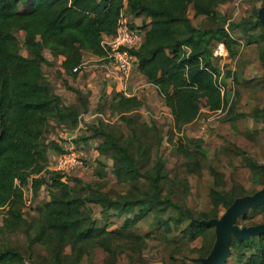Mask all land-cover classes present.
Returning a JSON list of instances; mask_svg holds the SVG:
<instances>
[{"label":"trees","instance_id":"16d2710c","mask_svg":"<svg viewBox=\"0 0 264 264\" xmlns=\"http://www.w3.org/2000/svg\"><path fill=\"white\" fill-rule=\"evenodd\" d=\"M227 1L0 0V231L23 230L31 252L0 246V264H151L141 257L150 237L158 241L162 264H203L218 241V226L211 221L221 219L238 198L264 188V4L254 14L227 18L218 9ZM191 8L201 18L199 26ZM123 11L142 20L139 26L131 22L144 30L131 52L179 129L196 119L203 102L211 110L230 102L229 114L207 141L179 137L168 159L161 141H144L149 128L140 97L116 92L110 108L126 138L103 121L80 137L100 139V162L112 160L115 180L98 171L94 181L84 183L51 167L50 148L58 154L65 149L46 141L48 127L52 122L77 127L82 109L66 104L48 80L45 50L64 57L57 72L67 83L64 75L77 76L80 71L73 69L84 63L85 53L105 55L103 38L116 34ZM20 30L29 55L20 51ZM221 40L230 58L239 55L240 66L257 68L250 80L234 73L236 100L230 92L222 94L214 76L220 69L212 46ZM74 91L86 110L83 92ZM245 117L257 120L253 129L244 126ZM189 152L199 158L200 173L189 167ZM44 187L49 199L43 213L30 219L24 190ZM241 215L248 220L242 226ZM239 216V228L263 225L264 203ZM114 217L118 227L112 228ZM229 250L220 264H264V230L232 235Z\"/></svg>","mask_w":264,"mask_h":264},{"label":"rangeland","instance_id":"374dc122","mask_svg":"<svg viewBox=\"0 0 264 264\" xmlns=\"http://www.w3.org/2000/svg\"><path fill=\"white\" fill-rule=\"evenodd\" d=\"M263 4L264 0H229L221 4L218 9L225 17L233 18L245 15L246 13L254 14ZM189 15L193 23L199 26L201 18L194 16L192 8L189 11ZM130 19L135 26H139L142 23L141 19L135 20L132 17ZM24 33L23 30L18 31L20 51L25 55H29V50L23 43ZM234 36L239 37L241 42H244V39H246L238 31L234 33ZM45 54L48 57V61L44 64V69L48 80L56 92L62 96L66 104L75 105L82 109L79 124L75 128H69L65 125L52 122L48 127L49 131L46 134V141L49 143L53 141L57 142L62 149H65L72 141L76 148L85 152V165L76 172L71 173L74 177L80 178L84 183L94 181L97 178L98 171L103 172L108 178L115 180L112 172V160L105 159L101 163V156L98 154L96 144L91 139L84 140L80 137H86L92 133L90 125L103 121L105 124L112 125L115 131L118 134L120 133V136L126 138L127 135L121 130L122 121L116 113L111 112L110 108L111 99L116 92L123 91V86L128 93L138 95L143 102L140 111L144 114L149 128L147 129L144 141H147L150 145L157 144V142L161 141L160 147L168 159H172V148L179 137H198L207 141L210 133L218 129L222 123L221 121L229 114L230 102L220 110H211L203 102L196 119L184 124L179 129L175 125L171 110L165 104L158 87L148 82L146 77L138 69L122 85L114 64L102 59L101 56L87 52L84 55V66L82 70L77 76L66 75L67 83H64L63 77L57 72V66L60 65L58 61L59 57L53 55L48 50L45 51ZM238 61L239 55L233 59H215V63L223 74L222 82L225 85V91L230 92L232 100H236L234 95V73L239 72V75L244 80H250L257 74L255 65L240 66ZM74 89H80L83 92L82 97L87 100L86 110H84V106L81 104ZM239 106V104H236L235 108L238 109ZM242 122L247 129H253L257 124V120L254 117H245ZM58 152L54 147L50 148L49 158L51 166ZM148 155H150V150L147 152ZM210 155H213V151L210 152ZM187 156L189 159V167L196 173H200V160L197 155L194 152H189ZM47 199H49V195L45 187L37 193L32 188H25L24 211L27 217L31 219L40 216L43 213L41 208L42 204ZM94 212L100 216L101 207L95 205ZM110 213L114 214L115 212L111 210ZM2 217L3 215L0 213V226L3 223ZM238 220V224L240 225L248 223V220L243 219L242 215L238 217L237 222ZM117 221L118 218L114 217L113 224H111L112 228L118 227ZM27 242L23 230L14 232L8 230L0 231V246L18 247L26 256L31 255V252L27 250ZM157 244L158 241L150 237L146 245L147 247L143 249L144 253L141 255L144 260H147L151 264H162L157 251ZM124 259L125 254L120 255L118 258L120 263H123ZM187 264L192 263L189 261Z\"/></svg>","mask_w":264,"mask_h":264},{"label":"built area","instance_id":"2783aa9c","mask_svg":"<svg viewBox=\"0 0 264 264\" xmlns=\"http://www.w3.org/2000/svg\"><path fill=\"white\" fill-rule=\"evenodd\" d=\"M144 30L131 26V19L125 11L122 12L121 18L118 23L117 32L115 35H105L102 44L105 48V55L101 56L102 59H109L110 63L114 64L117 70L118 78L121 84L126 83L130 75L138 69V57L131 52L132 48L138 47L143 40ZM187 50L188 47L185 46ZM213 58L217 60L229 59V49L224 41H217L212 46ZM84 63L74 67L73 71H81ZM223 74L219 72L214 76L217 80L222 94L226 93L225 85L222 82ZM123 92L128 93L123 86ZM220 110V109H219ZM85 152L76 148L71 143L65 148L64 152L56 154L52 168L59 170L63 173H74L79 168L85 165Z\"/></svg>","mask_w":264,"mask_h":264},{"label":"water","instance_id":"95a60500","mask_svg":"<svg viewBox=\"0 0 264 264\" xmlns=\"http://www.w3.org/2000/svg\"><path fill=\"white\" fill-rule=\"evenodd\" d=\"M263 11L264 8L261 10L260 15L264 22ZM263 203L264 188L253 195H246L238 198L221 219L211 221L218 226V241L212 253L204 259L203 264H220L223 262L229 254V242L232 235L245 236L264 230V224L247 228H239L236 225L237 217L243 213L248 206Z\"/></svg>","mask_w":264,"mask_h":264},{"label":"crops","instance_id":"0c3cea01","mask_svg":"<svg viewBox=\"0 0 264 264\" xmlns=\"http://www.w3.org/2000/svg\"><path fill=\"white\" fill-rule=\"evenodd\" d=\"M126 14L128 15L129 18H131V17H130L131 15H129L127 12H126ZM135 20H138V18H135ZM45 51H46V50H45ZM48 51H49V50H48ZM49 52H50V51H49ZM50 53H51V52H50ZM45 55H46V54H45ZM46 57H47V55H46ZM58 57H59L58 61H59L60 65L57 66V71H58L59 69H62V68H61V62H62V60L64 59L63 56H58ZM47 59H48V57H47ZM64 76H65V78H66V75H64ZM99 140H100V139H95V140L92 139V141L94 142V144H97V142H99ZM71 143H73V142L71 141ZM73 144H74V143H73ZM66 147H68V145H67Z\"/></svg>","mask_w":264,"mask_h":264}]
</instances>
